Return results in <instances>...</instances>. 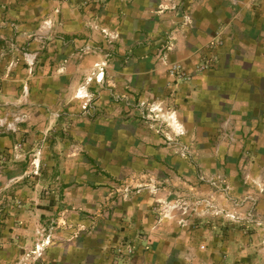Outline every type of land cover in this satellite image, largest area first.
Segmentation results:
<instances>
[{"label":"crops","instance_id":"crops-1","mask_svg":"<svg viewBox=\"0 0 264 264\" xmlns=\"http://www.w3.org/2000/svg\"><path fill=\"white\" fill-rule=\"evenodd\" d=\"M101 62H107L104 74L96 66ZM207 62L212 65L209 69L203 67ZM173 63L182 64L183 80L171 76ZM88 78L92 80L86 84ZM79 91L94 98L98 112L73 118V141L94 143L104 158L112 152L123 160L172 159L178 165L116 170L114 175L144 188L124 202L120 199L113 223L99 210L105 231L96 236L97 254L91 252L94 239L79 236L70 223L52 225L45 264H210L212 255L218 258L223 248L214 243L215 224L209 221L210 225L187 232L180 226L182 217L175 210L165 211L160 201L174 204L169 199L188 184L195 192H212L195 182L196 168L189 167L186 159L196 160L209 175L222 173L217 144L227 143L225 136L264 144V0H0V151L35 157L30 151L39 150L36 143L46 145L48 140L58 153L62 142L70 140L37 132L47 125L46 111L76 110ZM172 114L183 130L177 135L191 144L179 154L166 146L165 138L174 133L170 124L178 129L176 122L165 126L155 120ZM49 122L48 129L55 131L57 123ZM18 135L37 148L17 150ZM81 148L75 145L71 150ZM257 157L253 171L259 174L264 167ZM235 165L232 162L229 173L239 190ZM12 169L7 173H28ZM30 171L36 175L35 169ZM37 171L39 175L60 172ZM82 173L61 170L60 181H40L34 187L53 192L45 197L49 199L64 190L63 206H87L86 184L92 178ZM156 174L177 178H162L165 187L156 195L152 190ZM73 192L80 194L74 198ZM13 217L31 219L26 211ZM127 240L137 246L135 254L116 255L117 246L125 251ZM22 256L20 248L12 249L10 261L2 264L14 260L12 264H22ZM218 262L226 264L222 256Z\"/></svg>","mask_w":264,"mask_h":264},{"label":"rangeland","instance_id":"rangeland-1","mask_svg":"<svg viewBox=\"0 0 264 264\" xmlns=\"http://www.w3.org/2000/svg\"><path fill=\"white\" fill-rule=\"evenodd\" d=\"M211 66L210 62L203 64L204 68L208 67L209 69ZM180 79L183 80L182 78ZM75 101L79 106L76 110L46 111L45 114L48 116V119H45L47 125L43 130L37 132L47 137L50 134L51 136L58 135V137H61V140L67 137L70 143L62 142L58 153L53 149L52 144H49L48 140L46 145L45 142L36 143L39 150L30 151L32 154H35V157H23L16 152L11 156L6 150L4 152L3 150L0 151V264L10 261L11 250L15 248L21 249L23 255L21 263L31 264L29 259L32 257L33 250L41 247H43V256L37 262L38 264H45L44 255L51 243L50 233L53 229L51 228L52 225L53 227L68 226L69 223L72 225L73 231H78L79 236L84 234L94 239L93 242L95 243L91 245V252H96L95 254H97L98 240L96 236H102L103 231H105V227H102L100 224L101 220H98L99 210L100 215L104 216L105 219L112 220L113 223L112 216H114V210L118 208L120 199L124 202L127 197L129 198L131 195L141 192V189L144 188V186L135 185L133 182L128 183L125 177L116 176L113 173L120 168L132 166L142 168H151L152 166L156 170L157 166L160 167L161 165L169 167L178 165L175 163L177 160L172 159L153 158L137 160L125 158L123 160L114 158L112 152H107L108 157L104 158L101 156L102 153L94 148V143L89 145L85 144V142L77 143L73 141L74 138L71 130L73 118L89 114L96 116L98 112V109L86 112L83 109L84 101L79 97ZM150 112L154 114L152 110ZM156 112L160 114L158 110ZM10 116L12 117L11 119H16V116ZM170 116L169 119L168 117L155 116V120L168 126L170 124L169 121L172 124L174 123ZM4 117H9L7 112ZM50 119L57 123V132L51 128L48 129ZM170 126L171 130L174 128V133H167L169 135L165 137L167 141L166 146L169 145L173 152H177V154L184 147L185 149L187 147L188 149L191 148V144L183 142L182 137L184 135H177L178 132H183V130L176 129L174 124L173 126L170 124ZM32 132L35 134L34 129ZM225 138L228 140L227 143L224 141L217 144L221 147H219V155L221 157L217 159V166L225 169V171H221L222 173L209 175L198 165L196 160L192 158L186 159L189 162V167L196 168V174L194 175L195 182L210 188L212 192H195L191 188V184H188L185 187L186 189L183 191L178 190V195L169 199L170 201L174 200V204L170 205L171 203L162 201H160V204L163 207H167L165 211L174 213L173 210H175V213L182 217L180 226L185 228L187 232L193 231V228L197 225H210L209 221L215 224L213 227H215L218 235L214 243L223 249L219 250L221 251V255L218 258H216V254L212 255L208 263L222 264L218 262V259L222 256L226 264L228 263V259L229 261L232 259V262L228 264H264V222L260 221L264 216V169L260 170L259 174L253 171V168H256V165L258 166L259 160L257 156L260 157L261 167H264V144L241 141L233 134H229ZM14 141L19 151L22 149L24 152H29V147L33 149L37 148V146L31 145L32 142L28 141L24 135H18L14 138ZM75 145L81 146V150H71ZM259 145H262V147H259ZM40 150H43L41 158L38 157ZM8 156L9 158H7ZM231 161L236 163L235 166L239 170V173L235 175L236 180L239 182V190L233 184V176L229 173L232 170ZM9 167L14 168L12 170L17 168L26 169L28 173L23 175L8 174L7 170ZM41 168L59 169L60 172L61 170L76 169L79 172L83 171L82 174H89L92 179L86 184L90 187L88 205L63 206L65 204L63 199L66 198L64 190L54 192L52 199L45 198L53 192L37 189L34 185L40 181L54 182V179L60 181L61 175L60 172L58 174L43 173L39 175V173L37 174V169ZM30 169H35L36 175H33ZM153 176L155 180L151 181L154 183L152 190L156 189L153 191L156 192V195L159 193V190L165 187V182L162 178H177L176 175L156 174ZM57 177L59 178L57 179ZM190 177L188 175L185 176L188 179ZM188 179H182V181ZM185 183L193 182L186 181ZM72 194L74 198H77L76 194L79 195L80 193L73 192ZM152 197L154 199L157 198L156 196ZM25 211L31 216V219L28 221L24 217H22L21 221H18L17 217H13L16 220L12 219V216H22L25 214ZM50 211L52 213H49ZM63 214L68 216L67 219L66 217L64 218ZM33 216L37 218L36 221L33 219ZM198 217H201V222L198 220ZM81 219L84 220L83 223H81ZM100 227H102V230ZM206 231H208V228ZM208 241L207 239L205 245H207ZM133 243L134 241L127 240L124 243L125 251H117L116 255L120 253L125 254L126 248H133V253H126L128 256L130 255L129 257L133 256L137 250V246ZM117 247L120 250V247ZM114 258L116 260L117 256ZM14 262L16 260L11 262V264Z\"/></svg>","mask_w":264,"mask_h":264},{"label":"built area","instance_id":"built-area-1","mask_svg":"<svg viewBox=\"0 0 264 264\" xmlns=\"http://www.w3.org/2000/svg\"><path fill=\"white\" fill-rule=\"evenodd\" d=\"M107 65V62H101V63H97L96 66L97 68H100V70L102 71L101 74H104V69ZM183 66L181 64H178V63H174V64H171L170 68H169V72L171 74V76H173L174 78L175 77H180L181 72L183 71ZM99 76V75H97ZM103 78V77H102ZM92 80V78H88L86 80V84H88L90 81ZM85 87L82 88V90L84 89ZM77 97H79L80 99H83L84 103H83V109L86 111V112H91V111H94V109H96V107L94 106V98L89 96L88 94L86 93H83L82 91H79L78 94H77ZM142 105H143V102H142ZM126 253H133V248H129L127 249L126 248ZM119 252H122V250L120 249ZM29 256V254H27ZM43 256V247L41 248H37L35 250H33L32 252V257H30L31 259H29V261L31 262V264H38V260H40V258Z\"/></svg>","mask_w":264,"mask_h":264},{"label":"bare ground","instance_id":"bare-ground-1","mask_svg":"<svg viewBox=\"0 0 264 264\" xmlns=\"http://www.w3.org/2000/svg\"><path fill=\"white\" fill-rule=\"evenodd\" d=\"M171 117H172V119H173L174 122L177 121L175 115H171ZM176 126H177L178 129H180V127H181L177 122H176Z\"/></svg>","mask_w":264,"mask_h":264}]
</instances>
